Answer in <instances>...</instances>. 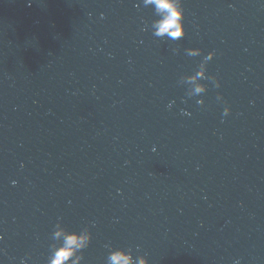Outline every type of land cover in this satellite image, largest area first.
<instances>
[{
    "label": "water",
    "instance_id": "obj_1",
    "mask_svg": "<svg viewBox=\"0 0 264 264\" xmlns=\"http://www.w3.org/2000/svg\"><path fill=\"white\" fill-rule=\"evenodd\" d=\"M182 3L171 42L142 0L62 1L0 135V264H47L58 219L95 224L82 264H105V245L264 264V0ZM208 52L220 87L202 81L199 107L177 82Z\"/></svg>",
    "mask_w": 264,
    "mask_h": 264
},
{
    "label": "clouds",
    "instance_id": "obj_2",
    "mask_svg": "<svg viewBox=\"0 0 264 264\" xmlns=\"http://www.w3.org/2000/svg\"><path fill=\"white\" fill-rule=\"evenodd\" d=\"M145 8H151L155 19L148 25L153 37L162 41L178 42L185 36V28L183 24L184 9L182 0H142ZM103 18V16H101ZM145 29H141L144 31ZM175 54L178 49L173 48ZM185 55L188 57L202 56L201 49L187 48L184 49ZM215 56L214 52H208L201 59L196 69L189 75H181L178 84L185 88V97L187 99H194L195 104L199 107L204 106V94L207 93L208 88L202 81H208L214 88H219L220 83L215 76L206 75L207 65ZM217 101H222V97L217 95ZM182 103L186 102L184 100ZM173 102L167 105L171 109ZM230 108L225 104L222 116H228ZM181 115L190 116V113L181 109ZM155 151V148L152 149ZM14 183V182H13ZM90 227L94 228L95 224L85 226L80 231H69L64 228L57 220L50 234L51 243L49 244V256L47 264H82L84 259L83 251L87 249L92 240V233ZM107 248V255L105 257V264H148V260L144 255H133L131 249L112 248L105 245ZM139 252V249H137ZM20 264H25L24 259H21ZM234 264H240L239 260H235Z\"/></svg>",
    "mask_w": 264,
    "mask_h": 264
}]
</instances>
